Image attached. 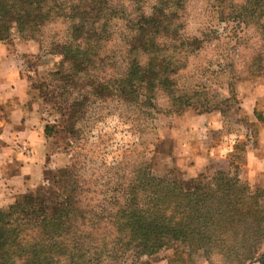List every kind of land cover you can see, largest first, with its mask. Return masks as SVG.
<instances>
[{"label": "trees", "instance_id": "obj_1", "mask_svg": "<svg viewBox=\"0 0 264 264\" xmlns=\"http://www.w3.org/2000/svg\"><path fill=\"white\" fill-rule=\"evenodd\" d=\"M218 1L220 16H230L234 0ZM138 2L0 0V41L15 31L24 42L45 44L51 55L65 59L50 77L60 84V97L73 91L76 98L58 107L60 120L45 128L46 139L58 133L78 138L74 122L83 116L82 93L99 79L98 71L114 64L106 57L114 51L118 22L126 31L118 51V105L130 111L141 98L152 104L164 92L174 107L194 106L193 97H175L173 86L205 42L184 34L183 7L176 1L155 0L149 16ZM237 7L241 14L234 18L247 15L264 33V0H243ZM232 62L220 65L230 80L228 101L237 100L238 84L264 70L263 56L243 62L247 78L233 74ZM101 92L96 85L89 96ZM33 94L31 87V101ZM204 107L215 110L212 103ZM238 143L230 170L194 179L178 171L158 176L152 164L134 163L133 152L118 162L114 191L100 190L103 183L89 179L79 162L66 169V178L46 174L39 186L47 185L0 208V264H127L130 255L136 256L134 264H153L150 258L164 251L173 254L169 264H187L185 256L199 254L208 264H264V187L252 188L237 172L235 156L244 152Z\"/></svg>", "mask_w": 264, "mask_h": 264}, {"label": "rangeland", "instance_id": "obj_2", "mask_svg": "<svg viewBox=\"0 0 264 264\" xmlns=\"http://www.w3.org/2000/svg\"><path fill=\"white\" fill-rule=\"evenodd\" d=\"M174 1L183 7L181 13L185 20L184 34L205 42L203 50L192 56L188 66L177 74L173 86L175 97H193L194 106L174 107L172 102L168 101L169 94L164 92H157V100L152 104L141 98L130 111L118 105V51L123 50L122 41L126 35L125 25L118 22L116 28H113L117 36V41L112 46L114 51L106 57L109 63L114 61V64H108L104 71H98L99 79L93 80V87H87L82 93L83 116L80 121L74 122L75 131L79 132L78 138L67 133L47 137L48 156L57 163V167L46 171L47 175L59 172L65 174L66 178V169L73 162H79V168H82V172L89 179H98L100 185L103 183L102 187H99L100 190L114 191L118 184V162H122L123 155L133 152L130 159L134 163L152 164L158 176L178 171L184 178L194 179L202 174L190 176L188 170L194 167V161L204 152L211 155L217 142L224 140L231 143L230 140L235 136H244L238 139L237 144L244 152L239 149L235 164L241 176L246 172L245 146L257 144L259 134L264 130V102L259 103L257 108L259 122L252 123L241 106V98L253 89H258L257 87L264 95V70L260 72L261 77L238 84L235 95L237 100L228 101L230 96L227 82L230 80L229 76H226L228 73H225L220 65H233L234 61L237 65L234 64L233 74L241 73L247 78L243 62L247 64L256 56L264 57L262 28L256 20L248 19L247 15L234 18L241 14L237 5L243 0H234L230 4V16L227 14L225 17L219 14L218 0ZM125 2L126 0H118V5ZM154 2L155 0H139L138 3L141 5V11L149 16L153 13ZM134 12L135 10L131 9L130 15L133 16ZM17 41L29 43L24 42L17 32L13 31L7 42L15 44ZM30 43L32 46L21 56V68L33 88L32 104L37 106L44 125L54 127L60 120L58 107L72 104L76 95L75 92L69 91L64 97H60L57 94L60 84L50 77L66 65L64 57L51 55L45 44L41 46L37 42ZM119 56L121 57V54ZM96 85L102 88L101 94L89 96ZM48 91L53 92V95L46 96ZM211 103L215 110L204 107ZM150 105H153V108ZM219 124L222 128L217 130ZM216 163L209 166L203 174L212 176ZM220 166L227 168L226 164ZM46 183L27 193L38 191ZM260 187L263 188L264 185ZM172 255L171 251H164L151 257L149 261L153 264H169ZM127 258V264L136 263L135 255ZM185 258L189 260L187 264H208L202 254L192 259L186 256Z\"/></svg>", "mask_w": 264, "mask_h": 264}, {"label": "crops", "instance_id": "obj_3", "mask_svg": "<svg viewBox=\"0 0 264 264\" xmlns=\"http://www.w3.org/2000/svg\"><path fill=\"white\" fill-rule=\"evenodd\" d=\"M29 46L32 43L0 41V208L10 206L17 197L39 186L46 171L57 167L48 156L46 126L37 106L32 104L31 86L21 68V56ZM258 89L241 98V106L252 123L259 122L257 108L264 102V95ZM240 138L244 136H235L231 143L217 142L211 155L204 152L194 161V167L188 170L190 176H198L216 162V171L224 169L220 164H226L230 170ZM245 168L244 178L252 188L264 185V130L258 143L248 147Z\"/></svg>", "mask_w": 264, "mask_h": 264}]
</instances>
